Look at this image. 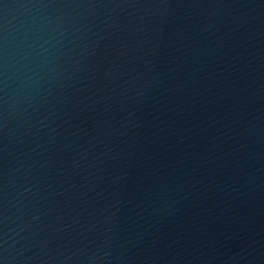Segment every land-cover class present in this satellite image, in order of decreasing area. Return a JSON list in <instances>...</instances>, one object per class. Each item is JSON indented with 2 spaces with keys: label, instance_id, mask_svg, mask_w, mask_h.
I'll return each instance as SVG.
<instances>
[{
  "label": "water",
  "instance_id": "95a60500",
  "mask_svg": "<svg viewBox=\"0 0 264 264\" xmlns=\"http://www.w3.org/2000/svg\"><path fill=\"white\" fill-rule=\"evenodd\" d=\"M0 264H264V0H0Z\"/></svg>",
  "mask_w": 264,
  "mask_h": 264
}]
</instances>
